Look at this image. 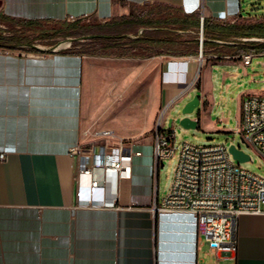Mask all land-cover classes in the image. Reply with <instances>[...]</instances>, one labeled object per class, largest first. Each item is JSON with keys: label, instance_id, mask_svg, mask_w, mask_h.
Wrapping results in <instances>:
<instances>
[{"label": "crops", "instance_id": "0c3cea01", "mask_svg": "<svg viewBox=\"0 0 264 264\" xmlns=\"http://www.w3.org/2000/svg\"><path fill=\"white\" fill-rule=\"evenodd\" d=\"M155 3L198 16L203 6L206 17L238 24L255 17L243 14L242 0H0V12L107 21L127 8ZM228 44L208 46L204 58L199 53L134 56L151 58L160 70L159 91L150 92L151 116L195 82L186 98L200 94L198 113L191 116L198 119L197 128L228 132L229 119L218 117V97L233 92L236 129L242 100L264 94V50L244 52L257 53L245 64L223 57L253 44L243 38ZM7 50L0 51V152L7 153L0 160V264H264V214L240 216L237 253L223 257L200 238L193 213L154 208L153 138L133 143L141 154L133 157L118 206H88L101 200L90 192L101 173L78 178L79 156L72 152L82 139L86 54ZM142 94L133 91L129 97Z\"/></svg>", "mask_w": 264, "mask_h": 264}, {"label": "built area", "instance_id": "2783aa9c", "mask_svg": "<svg viewBox=\"0 0 264 264\" xmlns=\"http://www.w3.org/2000/svg\"><path fill=\"white\" fill-rule=\"evenodd\" d=\"M201 7L200 19H205ZM228 21V20H224ZM233 19L231 23H235ZM245 41H264L261 38H243ZM199 54L204 58V33L201 28ZM59 47L52 51H61ZM1 52L9 53L7 49ZM24 54V53H23ZM257 53L226 55L228 61L242 59L250 64ZM195 86L191 83L164 106L159 113L153 137L154 171L156 176L155 205L157 211L189 212L198 221L200 238L210 249L222 253L223 257H233L238 250V222L242 215L264 214V176L258 175L235 162L229 147L222 143L195 145L184 142L175 145L172 125L166 128L167 112L190 94ZM240 135L248 147L256 150L264 159V94L247 95L241 103V120L233 130ZM111 135V132H107ZM79 156L78 178L93 177L100 171L99 179H92L90 192L99 195L100 201L90 200L88 206L116 207L120 202L123 185L130 179L135 155L133 143L120 141L115 145L82 147L72 151ZM178 153V162L170 192L162 200L158 198L157 174L162 160ZM6 152H0L4 160ZM250 160H252L250 156ZM83 197L82 187L78 190Z\"/></svg>", "mask_w": 264, "mask_h": 264}, {"label": "rangeland", "instance_id": "374dc122", "mask_svg": "<svg viewBox=\"0 0 264 264\" xmlns=\"http://www.w3.org/2000/svg\"><path fill=\"white\" fill-rule=\"evenodd\" d=\"M242 6L245 16L249 14L255 16L245 19L244 25L264 22V0H242ZM150 9V6L130 7L125 12L122 11L121 16L143 14ZM117 17H120V15ZM83 23L94 25L105 23V21L91 17L84 20ZM149 32H152L151 29L143 27L124 34L125 37L121 40L122 44H117V41H113L114 39L110 41L102 40L96 43L92 42V38H84L82 36L55 37L44 42L35 41L37 46L45 47L42 48L44 50H53L56 47L62 48V50L82 52L102 49L107 53V55L86 54L82 147L115 145L122 140L134 143L154 137L159 112L153 116L150 114V92L152 89L159 91L156 85L158 84L157 79L160 70L151 58L118 56L123 49L134 47L132 46L134 45L133 40L138 36H144ZM185 35L189 36V38L197 36L194 33H186ZM56 42L57 45L52 44ZM123 45H128V48ZM30 48L31 46H27V48H18L16 50L28 52L27 49ZM207 49L210 48L207 47ZM207 53L209 54L210 51H205L204 56ZM133 91H143V94L139 98L131 99L129 94ZM196 94L194 93V96ZM218 98V117L225 116L229 119L225 123L229 131L207 134L200 128L186 129L182 127L179 123L183 117L181 111L183 106L190 100L189 98H184L179 105L172 107L166 116V128L169 127L170 120H172V129L175 132V145L179 146L184 142L195 145L222 143L230 147V145L235 144L240 146L252 158V160L241 163L237 160L235 162L241 164L244 169L264 176L263 157L252 147L244 144L240 135L233 132L235 130L233 92ZM107 132H111V135H107ZM177 162L178 153L172 158L162 160L159 176L161 200L170 192Z\"/></svg>", "mask_w": 264, "mask_h": 264}, {"label": "trees", "instance_id": "16d2710c", "mask_svg": "<svg viewBox=\"0 0 264 264\" xmlns=\"http://www.w3.org/2000/svg\"><path fill=\"white\" fill-rule=\"evenodd\" d=\"M151 9L143 14L123 15L113 17L105 23L89 25L83 23L84 20L95 18L90 16L72 21L56 20L50 18L27 19L22 17H12L0 12V48L16 50L27 48L29 52L48 53L49 50L35 48V41H46L55 37H76L92 38V42L102 40H121L124 34L138 30L140 28L151 29L152 32L144 36H138L133 40L134 47L123 49L118 56H154L158 54H168L177 56L195 55L199 53L200 41L199 33L203 28L204 52L207 47L229 46L228 42H240L241 38H261L264 39V22L250 25L231 23L228 21L214 20L205 17L203 25L200 16L187 14L182 9L164 3L146 4ZM191 31L197 36L185 35ZM183 32V33H181ZM224 43H219V42ZM253 46H240L237 51L244 53L249 50H264V41H248ZM258 43V45H254ZM57 45L56 43H52ZM110 44V43H109ZM112 44V43H111ZM107 46V45H106ZM128 48V45H123ZM45 48V47H42ZM62 49V48H61ZM62 51V50H61ZM78 54H98L107 55L104 50L73 51L63 50Z\"/></svg>", "mask_w": 264, "mask_h": 264}, {"label": "water", "instance_id": "95a60500", "mask_svg": "<svg viewBox=\"0 0 264 264\" xmlns=\"http://www.w3.org/2000/svg\"><path fill=\"white\" fill-rule=\"evenodd\" d=\"M35 48L42 49L41 47L35 45ZM201 105L200 94H196L192 99H190L182 108L183 117L180 119L179 123L182 127L186 129H196L198 127V119H193L191 116L198 113V109ZM172 125V120H170L169 126ZM229 150L233 155V158L239 163L250 160V156L241 149L240 146L235 144L230 145ZM161 170V169H160ZM160 171L157 174V181L159 184Z\"/></svg>", "mask_w": 264, "mask_h": 264}]
</instances>
